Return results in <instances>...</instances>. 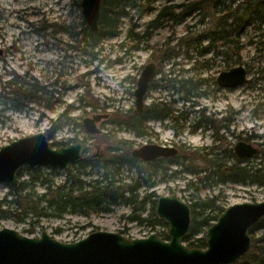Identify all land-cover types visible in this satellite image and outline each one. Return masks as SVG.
<instances>
[{"label": "rangeland", "instance_id": "374dc122", "mask_svg": "<svg viewBox=\"0 0 264 264\" xmlns=\"http://www.w3.org/2000/svg\"><path fill=\"white\" fill-rule=\"evenodd\" d=\"M188 1L194 0H159L155 6H176ZM245 1L247 2L227 0L226 3L236 8L238 4L246 3ZM126 10L129 15L121 19V34L113 38H102L96 47L81 51L71 47L72 44L75 46V42L71 43L66 34L52 29L42 33L36 31L39 22L42 24L56 22L59 28L64 21H67V24L72 22L79 30V15L82 14V8L79 9L76 0H0V90L1 78L9 79L15 73L26 74L27 79H36L47 91L55 90L50 108L41 103H31L23 111H15L9 109L0 97V148L15 139L39 132L48 135L53 147H60L54 145V141H69L70 138L78 136L85 142L86 156L92 157L93 154L101 152L104 154L103 158L109 160L115 155L112 153L115 146H120L122 151L132 150L146 143L173 145L178 149L181 144L204 148L211 145L213 132L209 131V128H199L193 132V125L200 120L199 111L205 109L206 116L214 115L218 120L225 116H233V120L227 122L230 124L227 130L230 131L225 132L222 129L220 132L226 138L225 145L234 148L238 141L244 140L259 147L260 152L263 151L264 43L260 42H264V21L247 23L248 25L244 26L241 47L235 48L234 53L228 51V55L222 53L217 56L215 51H212L204 55L202 49L209 43L206 38H202V34L211 28L214 30L218 18L213 4L210 3L200 13L198 11L173 26L172 23L163 21L155 29L149 30V38L140 47H133V42L126 38L127 30L136 24L134 31L143 33L148 23L157 16L158 9H153L142 17L138 16L134 9ZM146 46H154L162 51L155 52L152 57V50L141 49ZM166 49L170 50L171 56L162 60V52ZM149 62L157 63L163 72L155 78L154 83H158V86L152 87L147 93L146 105L153 101L165 102L171 104V107L177 110L176 113H184L187 119H181L177 123L179 133L173 125L167 127L151 121L148 125L155 134L137 136L130 130L112 125L109 121L114 117L112 114L116 109L136 108L134 91L137 79L143 66ZM205 63L209 64V67L201 68V64ZM237 65H243L247 69L249 78L247 83L231 89H220L214 85L213 80H216L220 72ZM60 72L63 75L61 78ZM164 74L166 78L183 76L193 77L195 82L201 79L202 83H205V80L210 81L212 87L210 88L209 84L208 86L202 84L198 90L187 96L186 89L180 82L162 81ZM58 78L59 81L56 83L55 80ZM197 93L198 96L193 97V94ZM68 105H73L70 115L77 118L82 127L76 125L53 130L54 120L67 109ZM96 113L110 115L99 123L102 133L91 135L83 127V118ZM103 135L104 139L101 138ZM218 144L223 143L218 141ZM260 152L254 157L247 158L242 165L256 166L261 161ZM203 161L195 162L198 169L207 166ZM229 162L231 163V160ZM99 164L103 165V162ZM185 166L195 168L190 162L185 163ZM259 166L264 168V163ZM34 169H22L20 183L31 182L36 176L35 174L32 176ZM175 169L182 168L174 166L164 175L161 174V171H165L163 168L157 172L153 171V175L147 172L140 174L136 167L123 164L119 168L117 178H122L124 183L138 184L139 199L146 194L154 193L142 212V217L146 218L152 216L153 199L160 195L176 194L189 204L197 202L198 206H201L199 212L203 211V203H208L213 197L216 204L224 209L235 203L264 201V183H253L249 179L244 183L222 182L217 175H211L207 179L205 177L207 171L199 175L181 172L175 176L173 175ZM70 171L79 175L84 182L102 179L101 174L104 172L99 167L80 164H74L67 170L41 167L39 174L42 181L31 182L30 190L41 194L46 191L48 184L59 186L68 178ZM10 190V183L0 184V201ZM45 205L46 203L39 201L34 203L39 211L47 215L28 212L27 209L24 213L21 208L15 207H12L11 211H0V228H13L30 237L40 236L46 231L63 242L78 241L96 230L116 231L128 238L146 237L157 233L162 239L168 240L165 238L168 235L167 224L151 227L130 220L129 217L135 214L134 207L126 203L105 204L99 213L89 216L82 214L79 209L56 216V212L51 208L40 210ZM5 208L2 210H6ZM263 234L264 226H257L250 233L255 237H261ZM195 237H206V232ZM185 244L189 245L188 242ZM243 257L230 264H243Z\"/></svg>", "mask_w": 264, "mask_h": 264}, {"label": "trees", "instance_id": "16d2710c", "mask_svg": "<svg viewBox=\"0 0 264 264\" xmlns=\"http://www.w3.org/2000/svg\"><path fill=\"white\" fill-rule=\"evenodd\" d=\"M158 1L159 0H102L99 29L96 32L90 30L82 14L79 15V30L76 29L72 22L67 24V21H64L59 25V28L56 22L49 24H42L39 22V25H37L39 28L36 31L42 33L43 31L52 29L53 31H58V33L66 34L71 43L75 42V46L72 44V48L85 51V49H90L89 47H96L102 38H113L122 33L121 19L123 17H128L129 12L126 10L127 8L134 9L140 17L150 13L153 9H158L157 16L148 23V27L143 33L134 31V26H136V24H133V27L127 30L126 38L133 42V47H140V45L144 44L149 38L148 33L150 29H155L161 25L163 21L172 23V26L181 23L190 15L198 11L200 13L205 6L211 3L213 4L215 13L221 12L223 14L222 18L219 20L220 22L222 21L223 26H226L227 19H230L232 16L236 18L238 26L236 39H232L231 33L223 29L220 36L221 38H218L216 33L211 34L210 37L212 42L214 43L221 39L223 45H228L231 49H239L241 47L240 40L245 24H255L264 21V0H247L249 4L246 1V3L242 2L240 5L238 4L235 9L227 6V0H214L212 2L210 0H194L183 2L176 6L164 5L161 7L155 6V3ZM76 4L79 9H81V0H76ZM218 5H221V8H218ZM176 8H179V10H176ZM40 24H42V28ZM55 27L58 29L54 30L53 28ZM261 43L263 44L264 42H260V44ZM141 49L152 50V57H154L155 52L162 51L154 46H146ZM169 56H171V52L169 49H166L165 52H162L161 59H167ZM160 64L162 65V63ZM160 71L163 72V69L160 68ZM62 76V72H60L59 78ZM163 76V79L166 80V74ZM59 78L55 80L56 83L59 81ZM167 80L180 82L182 87L186 89L187 96L194 90H198L201 84L200 80L198 82L193 81V77L185 78L182 76L180 78L174 77ZM134 81L136 82V78H134ZM1 83L0 97L3 98L4 104H6L9 109L23 111L26 109V106L31 103H41L44 104L46 108H50V102L52 97H54L53 93L55 90L47 91L43 86L38 84L36 79H27L26 74L20 75L15 73L9 79L5 80V78H1ZM196 96H198V93L193 94V97ZM72 110L73 105H68L67 109L59 114L53 122V130H62L65 127H73L76 125L82 127V123L78 122L77 118L70 115ZM176 112L177 110L173 109L171 105L169 106L162 102H152L140 113H137L135 109H116L112 114L114 117L109 121L112 125L130 130L137 136H152L153 131L148 125L151 120L171 118L177 129V133H179L177 122L184 118V113L180 114ZM209 119L210 120H207V124L210 121L215 122L212 117ZM230 120V117L222 118V126L218 127L216 131L214 130V133L218 135V132L222 129H226L224 130L225 132L230 131L227 130L229 129V124H226V122H230ZM200 127V123H197L193 127V132ZM209 128H211V126H209ZM48 132L51 136V131L49 130ZM105 135L101 136V138L103 137L104 139ZM220 140L224 145L221 144L219 147L214 146L215 142L204 148L181 144L179 145V154L177 156L159 158L150 162H144L133 157L131 154L132 150L130 149L122 151L120 146H115L112 150V153L115 155L110 160L85 156L83 160L77 163L82 166L90 165L93 168L99 167L103 169L104 172L101 174L102 179L97 178L84 182L79 175L70 171L68 178L63 184L56 186L47 183L46 191L41 194L30 190L31 182L42 181L39 174L41 167H38L33 170L32 176H36L31 179V182H21L19 187H14L10 184V192L0 201V211H11V208L15 207L16 209L21 208L24 213H26L27 209L28 212L34 211L39 215H47L46 213L44 214L43 211H39L37 209L38 206H34V203L39 201L41 203H46L40 210L51 208L56 212V216H61L63 213L75 209H79L82 214L89 216L94 213H99L105 204L122 202L133 205L134 207L135 214L129 217L130 220H135L140 224H146L151 227L157 224L166 225L156 213L155 205L157 199H153L152 216L147 218L142 217L144 207L147 201L154 196V193L146 194L142 199H139V194L137 193L139 188L138 184L132 185L130 183H124L122 178H117V175L120 173V166L123 164L134 166L138 169L140 174L143 172L152 174L153 171L157 172L163 168L165 170L161 171L163 175L167 173L168 169L174 166H180L182 169H175L173 175L176 176L181 172L199 175L203 171H207L205 175L207 179L211 177V175H217L222 182L232 181L244 183L249 179L253 183L263 184L264 168L259 165L264 163V150L260 152L259 157L261 161L256 166L248 167L242 165L247 158H238L233 147L225 145L227 141L224 134H220ZM77 141L84 140H80L78 136H74L70 138L69 141H54L53 144L62 146ZM262 145L264 146V135ZM197 160H204L203 162L207 163V166L204 169H198L195 163ZM230 160L231 163L229 162ZM99 162H103V165H100ZM187 162H190L195 168L191 169L186 167L185 163ZM18 176H21V171L18 172ZM141 178H143V176H141ZM25 191L26 193H24ZM10 196L12 198L9 199ZM190 206L192 208V223L184 241L188 242V246L190 247L205 248L206 237L196 238L195 235L207 232L208 227L218 219L225 209L221 205L216 204V199L214 197L210 199L208 203H203L202 206L204 208L202 212H199L201 206H198L197 202L191 203ZM3 207H6V210H2ZM257 226H264V217L250 229V233ZM251 237L254 240V245L251 246L250 253L242 258V262L243 264H264V234L261 235V237H255L254 235H251ZM165 238L169 239V236L166 235Z\"/></svg>", "mask_w": 264, "mask_h": 264}, {"label": "water", "instance_id": "95a60500", "mask_svg": "<svg viewBox=\"0 0 264 264\" xmlns=\"http://www.w3.org/2000/svg\"><path fill=\"white\" fill-rule=\"evenodd\" d=\"M101 3L102 0H81L83 17L92 31L99 29ZM156 71L155 62L147 63L142 69L134 91L137 111L145 107V96ZM248 81L243 65L218 76L222 87H239ZM109 115L96 113L85 117L83 127L90 134H100L99 123ZM234 152L238 158H251L260 148L240 140ZM177 153L174 147L157 144H144L132 150L134 157L144 161ZM83 158L81 141L53 147L45 132L26 135L0 148V184L8 182L19 187L18 172L24 168L67 170ZM156 213L168 225V240L157 233L128 238L116 231L96 230L78 241L63 242L46 231L30 237L13 228H0V264H230L251 249L250 229L264 217V201H246L227 207L208 227L206 248L190 247L184 242L192 223V208L188 202L176 194L160 195Z\"/></svg>", "mask_w": 264, "mask_h": 264}, {"label": "flooded vegetation", "instance_id": "af4514ba", "mask_svg": "<svg viewBox=\"0 0 264 264\" xmlns=\"http://www.w3.org/2000/svg\"><path fill=\"white\" fill-rule=\"evenodd\" d=\"M227 4V3H226ZM227 6H230V5H228L227 4ZM231 8H233L232 6H230ZM218 8H221V5H218ZM204 9H206V6L204 7ZM235 9V8H234ZM204 14H209V13H204ZM217 16H218V18H217ZM222 16H223V14L221 13V12H219V13H216V25H215V29L213 30L212 28H211V30L210 31H206L204 34H202V38L203 39H207V41H208V43H209V45H207V46H205L203 49H202V52H203V54L205 55V54H207V53H209V52H212V51H215V54L218 56V55H220V54H222V53H224V55H228L229 54V52L228 51H230V52H235V48L234 49H231L230 47H228V45H223V43H222V41H221V39H219L218 41H216V42H212V40H211V34L212 33H216L217 35H218V38H221L220 36H221V33H222V30L223 29H225L226 31H228V32H230L231 33V36H232V39L234 38V39H236L235 37L237 36V28H238V26H237V20H236V18L234 17V16H232V17H230V19H227V22H226V26H223L222 25V21L220 22L219 20H220V18H222ZM204 21V20H203ZM86 24L88 25V23L86 22ZM246 25V24H245ZM248 25V24H247ZM89 26V25H88ZM90 28V27H89ZM91 30V29H90ZM92 31V30H91ZM98 31V30H97ZM93 32H96V31H93ZM235 41V40H234ZM221 47V48H220ZM227 53V54H226ZM146 65V64H145ZM144 65V66H145ZM156 65H157V71H156V74L154 75V77L152 78V80H151V82H150V86H149V89H148V91H147V93L150 91V89L152 88V87H157L158 86V83H154V81H155V78H156V76L159 74V73H162L161 71H160V68L161 67H159L158 66V64L156 63ZM144 66H143V68H144ZM238 66V65H237ZM209 67V64H201V68H208ZM235 67V66H234ZM142 68V69H143ZM233 68V67H232ZM231 69V68H230ZM229 69V70H230ZM247 70V69H246ZM224 71H227V70H224ZM142 72V71H141ZM223 72V71H222ZM222 72H220L219 73V75L222 73ZM141 74V73H140ZM248 74V73H247ZM218 75V76H219ZM140 76V75H139ZM218 76H217V78H216V80H213L214 82V85H217V87L218 88H220V89H231V88H236V87H222V86H220L219 85V83H218ZM163 77L164 76H162V78H161V80L162 81H166V82H170L169 80H167V79H169V78H166V80H164L163 79ZM139 78V77H138ZM138 80V79H137ZM205 80V79H204ZM201 81V84H200V87H201V85L202 84H204L205 86H208V84H209V87L211 88L212 87V85H211V83H210V81H208V82H206V80H205V83H202V79L200 80ZM137 86V85H136ZM199 87V88H200ZM238 87V86H237ZM209 88V89H210ZM211 90V89H210ZM216 90V89H215ZM147 93H146V96H147ZM204 94H206V92H203ZM146 96H145V107L148 105H146ZM153 102H155V103H161V102H159V101H153ZM162 103H165V102H162ZM166 104H168L169 106L171 105V104H169V103H166ZM145 107H144V109H145ZM143 109V110H144ZM142 110V111H143ZM135 111L137 112V113H140V112H142V111H137V109L135 108ZM201 114H200V120L198 121V122H196V124L197 123H200V125H201V127L200 128H209V126H211V128H209L208 130L209 131H211V132H213V140H212V143H211V145L215 142V144H214V146H220V144H218V141H220V143H222L221 142V140H220V132H221V130L218 132V135H217V133L215 134L214 133V130L216 131V129L218 128V127H220V126H222V118L220 119V120H218V119H216L215 117H214V115H210V116H206V112H205V109H201L200 111H199ZM207 117H209V118H211L212 117V119H214L215 120V122H209L208 124H207V120H210L209 118H207ZM225 117H230V122L233 120V116L231 115V116H225ZM187 119V117L184 115V118L183 119ZM206 118H207V120H206ZM104 121V120H103ZM151 121H156V122H159L161 125H164V126H169V125H173V127H175L174 126V122H172V119L171 118H165V119H153V120H151ZM150 121V122H151ZM180 121V120H179ZM178 121V122H179ZM167 122V124H164V123H166ZM177 122V123H178ZM230 122H228V123H230ZM169 123V124H168ZM173 123V124H172ZM227 122H226V124H228ZM195 124V125H196ZM178 125V124H177ZM195 125H193V127L195 126ZM179 126V125H178ZM229 127H230V124H229ZM176 128V127H175ZM152 130V129H151ZM224 130H226V129H224ZM153 131V130H152ZM197 131V130H196ZM195 132V131H194ZM228 132V131H227ZM102 133V132H101ZM100 133V134H101ZM90 134V133H89ZM155 133H154V131H153V135H154ZM92 135V134H91ZM93 135H99V134H93ZM152 135V136H153ZM78 142V141H77ZM83 144H84V157L86 156V151H85V149H86V145H85V142L84 141H81ZM239 142V141H238ZM237 142V143H238ZM236 143V144H237ZM146 144H156V143H146ZM235 144V145H236ZM144 145V144H143ZM157 145H161V146H164V147H174V148H176L175 146H173V145H166V144H157ZM175 145H177V144H175ZM53 146V145H52ZM210 146V145H209ZM235 147V146H234ZM98 148V147H97ZM137 148H139V147H137ZM135 149V148H134ZM176 149H178V148H176ZM234 149V148H233ZM133 150V149H132ZM97 154V153H96ZM100 154L102 155L101 157H100ZM131 154H132V151H131ZM179 154V149H178V153H177V155ZM95 154H93L92 155V157L93 158H103L104 157V154H102L101 152H99V156H94ZM177 155H173V156H177ZM133 156V155H132ZM173 156H161V157H158V158H156V159H154V160H157V159H159V158H169V157H173ZM237 156V155H236ZM134 157V156H133ZM238 157V156H237ZM135 158H137V157H135ZM137 159H139V160H142V161H144L143 159H141V158H137ZM154 160H152V161H154ZM144 162H150V161H144Z\"/></svg>", "mask_w": 264, "mask_h": 264}]
</instances>
